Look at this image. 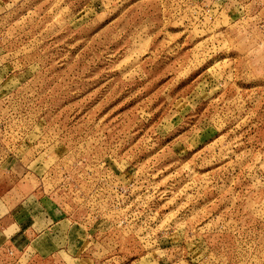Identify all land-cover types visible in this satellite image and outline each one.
I'll list each match as a JSON object with an SVG mask.
<instances>
[{
	"label": "rangeland",
	"instance_id": "374dc122",
	"mask_svg": "<svg viewBox=\"0 0 264 264\" xmlns=\"http://www.w3.org/2000/svg\"><path fill=\"white\" fill-rule=\"evenodd\" d=\"M7 193L0 264H264V0H0Z\"/></svg>",
	"mask_w": 264,
	"mask_h": 264
},
{
	"label": "crops",
	"instance_id": "0c3cea01",
	"mask_svg": "<svg viewBox=\"0 0 264 264\" xmlns=\"http://www.w3.org/2000/svg\"><path fill=\"white\" fill-rule=\"evenodd\" d=\"M9 196H12V194L7 193L6 195L5 194L0 195V222L5 217L12 215L13 222L11 223L10 226L13 229L16 226V223H18V220H17L18 217H15V215L22 213L25 217L29 218V220L25 218V225H24L25 231L31 232V233L34 232L35 234V236L33 237L34 239L30 240L31 242L30 244H33L39 247L47 246L50 244V242L49 241H45V242L39 241L38 243V242H34L35 239H38L41 237L40 239L48 240V238L54 239V237H59V210L58 208H52V207L49 208L46 205H43L40 208H33V207L32 208L30 207L21 208L20 206L14 207L15 204H13L12 206H9L8 204ZM41 203H42V200H41ZM27 220L29 222H26ZM8 228L9 227H6V230L1 228V230H3L2 231L3 233H5L8 231ZM49 229H52L53 232L49 233ZM55 243H57V241Z\"/></svg>",
	"mask_w": 264,
	"mask_h": 264
}]
</instances>
